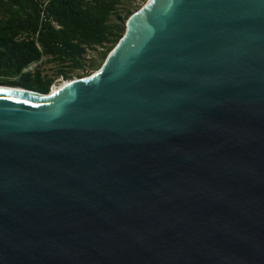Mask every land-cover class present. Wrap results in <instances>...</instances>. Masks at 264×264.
Returning <instances> with one entry per match:
<instances>
[{
	"label": "water",
	"instance_id": "obj_1",
	"mask_svg": "<svg viewBox=\"0 0 264 264\" xmlns=\"http://www.w3.org/2000/svg\"><path fill=\"white\" fill-rule=\"evenodd\" d=\"M102 67L0 86V264H264V0H147Z\"/></svg>",
	"mask_w": 264,
	"mask_h": 264
},
{
	"label": "trees",
	"instance_id": "obj_2",
	"mask_svg": "<svg viewBox=\"0 0 264 264\" xmlns=\"http://www.w3.org/2000/svg\"><path fill=\"white\" fill-rule=\"evenodd\" d=\"M130 2L0 0V86L47 94L54 78L42 63L57 65L56 75L65 80L74 70L93 69L94 61L85 65V52L100 48L102 60L111 51L133 14Z\"/></svg>",
	"mask_w": 264,
	"mask_h": 264
},
{
	"label": "rangeland",
	"instance_id": "obj_3",
	"mask_svg": "<svg viewBox=\"0 0 264 264\" xmlns=\"http://www.w3.org/2000/svg\"><path fill=\"white\" fill-rule=\"evenodd\" d=\"M146 2L147 0H132V2L129 3L132 13L139 11ZM101 52H102V49L100 48L88 49L84 54L85 65L88 66L90 61L92 60L95 62L96 67H94L93 69H87V71L74 70L71 73H69L71 76L70 80L76 79L78 77H81V78L87 77L94 71H97L98 69H100L102 65L104 64L106 57L111 51H109L102 60L100 59ZM32 67L33 65L31 66V68ZM40 67L44 74H47L49 77L54 78V82L50 87V93L53 90H56L57 88H59L66 81H68V80H65L62 76L56 75L57 69L59 68L57 65L42 63ZM64 70L66 72H70V69H64Z\"/></svg>",
	"mask_w": 264,
	"mask_h": 264
},
{
	"label": "bare ground",
	"instance_id": "obj_4",
	"mask_svg": "<svg viewBox=\"0 0 264 264\" xmlns=\"http://www.w3.org/2000/svg\"><path fill=\"white\" fill-rule=\"evenodd\" d=\"M64 84H65V83H64ZM62 85H63V84H62ZM62 85H61V86H62ZM61 86H60V87H61ZM60 87H59V88H60ZM57 89H58V88H57ZM57 89H56V90H57ZM56 90H53V91H52L50 94H53V93H55V92H56Z\"/></svg>",
	"mask_w": 264,
	"mask_h": 264
}]
</instances>
